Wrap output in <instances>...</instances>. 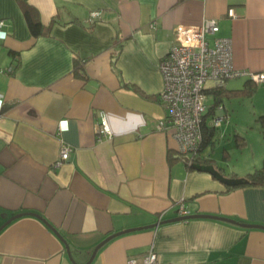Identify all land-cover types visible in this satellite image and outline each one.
I'll return each instance as SVG.
<instances>
[{"label":"crops","instance_id":"crops-1","mask_svg":"<svg viewBox=\"0 0 264 264\" xmlns=\"http://www.w3.org/2000/svg\"><path fill=\"white\" fill-rule=\"evenodd\" d=\"M21 3L46 34L31 35ZM91 10H100L93 21ZM0 18V65L13 67L0 73V264H140L151 245L162 264H264V227L240 224L264 225V184L223 181L258 168L264 146L242 174L227 166L226 147L219 160L211 151L226 131L241 145L248 126L264 136V82L246 93L249 78L225 81L228 94L215 109L228 116L230 98L243 97L248 114L233 129V117L222 121L202 151L213 160L197 164L220 176L172 157L175 141L158 127L167 116L158 64L175 27L215 18L209 43L229 37L233 66L264 72V0H0ZM103 115L111 137L96 131ZM61 143L72 150L57 166ZM181 203L189 214L215 217L122 232L89 259L108 235L176 217Z\"/></svg>","mask_w":264,"mask_h":264},{"label":"built area","instance_id":"built-area-1","mask_svg":"<svg viewBox=\"0 0 264 264\" xmlns=\"http://www.w3.org/2000/svg\"><path fill=\"white\" fill-rule=\"evenodd\" d=\"M227 14L235 16L233 8H228ZM99 16L100 10H91L88 19L93 21ZM4 26L5 20L0 18L2 40L7 36ZM218 29L215 18H204L199 24L176 26L174 40L158 64L163 80L159 99L167 109V116L159 121L158 127L169 132L175 141L176 150L187 157L188 164L197 153L202 137L201 123L209 110L206 90L221 87L227 79L237 76H245L256 84L264 82V72L237 69L233 66L232 44L229 37L213 36L212 43H209L207 35L215 34ZM12 71V66L0 65V73ZM3 105L4 98L0 92V115ZM217 107H221V104ZM227 117L226 112L219 116L212 114L208 122L219 127L222 120ZM65 127L64 121L57 125L59 131ZM96 131L99 137L102 134L111 137L106 116L101 117ZM71 150L70 145L61 143L55 165L58 166L67 160ZM179 213H187L182 203L179 206ZM127 264L138 263L136 259L130 258ZM140 264H162L153 245L143 256Z\"/></svg>","mask_w":264,"mask_h":264},{"label":"trees","instance_id":"trees-1","mask_svg":"<svg viewBox=\"0 0 264 264\" xmlns=\"http://www.w3.org/2000/svg\"><path fill=\"white\" fill-rule=\"evenodd\" d=\"M22 5V11L25 18V21L27 23V27L29 29V32L33 36H39L42 34L47 33V29L44 27V25L41 23L37 12L34 10L33 7L21 3ZM9 53L15 56L16 54L14 51L9 50ZM79 63V64H78ZM80 64H82V60L80 58H75L74 65L79 68ZM254 90V82L252 80H246L244 88L241 89L242 92L251 93ZM228 89L224 88V85L217 88H212L211 90L207 89L206 93H213V103L209 106V110L205 113L203 116V121L201 123V129H202V137L201 142L198 147L196 155L193 157V160L190 164L187 163L189 167H192V165L197 164L199 162H207L213 160L212 157H207L202 151L206 149L208 145L213 146L215 139L217 138V130L218 127L212 126L209 124L208 119L209 116L213 114L215 107L217 105L222 104L223 96L228 94ZM260 122L264 123V114H261L259 116ZM244 139L241 138V140H238V144H243ZM169 153L172 155V157L177 156L178 158H181V153L177 150H169ZM183 155V154H182ZM187 160V157L184 159ZM196 162V163H195ZM230 174H234L231 172ZM235 176V174H234ZM242 181L239 183V185L244 184H264V161H262V164L258 167L253 169L252 171L246 172L242 177Z\"/></svg>","mask_w":264,"mask_h":264},{"label":"rangeland","instance_id":"rangeland-1","mask_svg":"<svg viewBox=\"0 0 264 264\" xmlns=\"http://www.w3.org/2000/svg\"><path fill=\"white\" fill-rule=\"evenodd\" d=\"M210 95L211 94H208V97L206 98L207 103L211 101L209 97ZM227 100L228 98L225 97L224 101H227ZM230 101H232L233 109H230V108L228 109L230 111L228 113H230L231 115L229 114L227 118H229V120H232L229 116L233 117V120L230 122L231 124L230 126L233 129L234 128L233 121H236L237 126H239L240 124H242L240 120L241 119L244 120L248 112L246 109V105L244 104L246 100L243 97H232L230 98ZM215 110L213 112L214 116H219L224 113V109L217 108ZM210 117L211 115L209 116V118ZM226 119H223L222 123H225L226 121H228ZM221 129L222 131L225 132V129H223V126L221 127ZM227 132L229 131H226V137L223 138V140L216 141L213 149L211 150L210 148H208L207 151L211 150L213 157L219 160L221 158L222 147H226L229 153L227 160H226L227 166L233 165V167L240 174H242L243 172L246 171V167H245L246 159L250 157L251 154H255L256 150L259 151V149H261V147L264 146V138H262L264 136L259 135L254 127L248 126L246 143L244 145H238L235 142L236 136L233 133L234 131H230V133H227Z\"/></svg>","mask_w":264,"mask_h":264},{"label":"water","instance_id":"water-1","mask_svg":"<svg viewBox=\"0 0 264 264\" xmlns=\"http://www.w3.org/2000/svg\"><path fill=\"white\" fill-rule=\"evenodd\" d=\"M193 167L195 168H198V169H204V170H207L213 174H216L217 176H220L219 172L214 170L212 166L210 165H199V164H194L192 165ZM224 182H227V183H231V184H239L242 179L241 177H235V178H230V179H223ZM203 216H212V217H215L214 215H208V214H199V213H195V214H189V213H186V214H180L176 217H173V218H170V219H164L162 221H158L157 223H153V224H149V225H144V226H139V227H132V228H129V229H126V230H122V231H118V232H115V233H112L110 235H108L107 237H105L102 241H100L95 247L94 249L92 250L91 252V255H90V258L89 259H92V257L95 255L97 249L102 245L104 244L107 240H109L110 238L122 233V232H126V231H129V230H134V229H140L142 227H154V226H157L158 224L160 223H163V222H169V221H175V220H183V219H188V218H192V217H203ZM223 218V217H221ZM227 219V218H225ZM229 221H232V222H236L235 220L233 219H227ZM244 226H256V227H264V225H259V224H249V223H240Z\"/></svg>","mask_w":264,"mask_h":264}]
</instances>
